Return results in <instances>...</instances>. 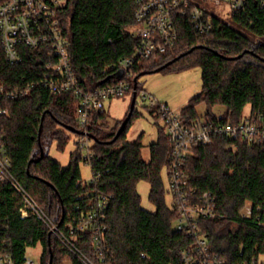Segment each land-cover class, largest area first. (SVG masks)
I'll list each match as a JSON object with an SVG mask.
<instances>
[{
    "label": "trees",
    "instance_id": "obj_1",
    "mask_svg": "<svg viewBox=\"0 0 264 264\" xmlns=\"http://www.w3.org/2000/svg\"><path fill=\"white\" fill-rule=\"evenodd\" d=\"M134 11L133 0H68L62 9L70 61L85 89L112 83L115 75L104 71L132 56L138 43L130 34L135 26ZM177 30L179 39L173 50L140 62L129 81L179 58L161 72L201 70V91L181 110L185 120L199 118L197 106L201 103L207 106V117L222 122H238L248 106L253 115L264 118V0H247L229 24L214 18L213 30L207 34L194 31L187 17L178 20ZM26 53L22 64L11 66L0 43V85L20 86L43 74L40 51ZM75 102L69 93L52 95L43 89L3 102L9 114L0 116V128L11 173L62 227L89 209L94 191L108 196L106 258L113 264H182V252L194 240L175 229L177 213L165 202L161 172L167 165L169 144L164 130L160 129L158 140L149 146L146 161L143 134L133 142L126 140L133 120L140 116L136 110L116 141L123 121L106 128V112L93 113L86 131L94 139L92 174L99 172L100 179L96 184H84L79 149L67 167L53 160L47 150L55 141L64 150L67 128H79L70 112ZM214 106L225 108L222 117L211 112ZM148 111L152 115L153 110ZM230 145L226 139L213 138L196 146L184 170L196 194L210 193L216 202L217 216L199 222L210 250L226 264H241L264 256V142L238 144L235 149ZM141 182L150 184L149 200L155 212L141 206L137 190ZM248 204L249 216L244 217ZM21 206L14 188L0 181V237L11 239L16 264H24L27 250L37 246L42 248L40 264H50L51 255V264H64L66 257L72 264H83L36 217L22 219ZM79 246L98 260L89 235L81 238Z\"/></svg>",
    "mask_w": 264,
    "mask_h": 264
},
{
    "label": "built area",
    "instance_id": "obj_2",
    "mask_svg": "<svg viewBox=\"0 0 264 264\" xmlns=\"http://www.w3.org/2000/svg\"><path fill=\"white\" fill-rule=\"evenodd\" d=\"M223 1L227 3L231 15L242 11L247 3V0H133L135 26L130 34L138 41L134 52L104 71V74L112 72L115 75L112 83L91 89L84 88L70 61L68 41L60 16L68 0L0 2V43L7 63L18 66L23 63L26 50H33L40 51L38 58L44 66L43 74L34 81L10 88L0 85V116L9 114L3 102L17 100L35 90H47L52 95L71 94L78 104L79 134L76 135L81 138L77 143L78 149L82 159L90 165L94 156V139L86 131V126L91 115L105 112V103L109 100L123 98L129 93L133 95L135 85L129 79L135 67L142 61L173 50L179 39L177 22L180 18H189L193 30L199 34L211 32L213 20L217 17L211 14L205 4L214 2V5L220 6ZM121 71L123 76L119 79ZM136 93L138 99V89ZM139 98L143 104H147V108L153 110L152 117L160 122L168 139L166 168L171 208L177 213L175 229L194 240L193 246L182 252V264H226L220 255L210 250L208 240L199 228L200 221L217 216L214 211L215 199L210 193L196 194L189 185L190 178L184 165L196 146L208 144L213 138L228 140L231 149H235L238 144L264 142V118L250 113L248 116L243 115L238 122H222L205 114L194 120H185L181 111H172L147 92L143 91ZM99 179L100 173L97 172L84 184H96ZM0 181L9 183L22 199L19 210L21 218L36 217L83 264H113L106 258V208L109 197L94 191L89 209L84 214L70 219L63 227L57 224L11 173V162L2 145L1 128ZM85 235L91 237L98 260L90 258L80 248L81 238ZM11 246L10 238L0 237V264H16L10 252ZM24 264L37 263L26 253ZM241 264H264V256L253 257Z\"/></svg>",
    "mask_w": 264,
    "mask_h": 264
},
{
    "label": "rangeland",
    "instance_id": "obj_3",
    "mask_svg": "<svg viewBox=\"0 0 264 264\" xmlns=\"http://www.w3.org/2000/svg\"><path fill=\"white\" fill-rule=\"evenodd\" d=\"M204 5V4H203ZM211 11V14L217 18L231 22V12L225 1L221 2L220 6L214 5V2L205 4ZM154 72V71H153ZM146 74L138 80V95L147 92L155 97L160 103L166 104L172 111L180 112L185 105L201 91V70L199 68H192L185 71H168ZM138 97L135 110L140 116L133 120L132 126L126 135L128 142L135 141L141 134L143 144V157L146 161L149 160V146L158 140L160 129L162 125L159 121H156L154 117L148 112L147 104H143ZM132 100V93L127 94L120 99L109 100L105 103L104 111L106 112L107 124L106 128L112 127L118 122H122L128 115ZM225 108L223 106H214L211 108V112L217 117H222ZM72 114L77 118V104H73L70 110ZM197 112L199 116H203L207 112V106L201 103L197 106ZM251 113V108L248 106L245 108L244 115L248 116ZM69 137L68 143L64 150L58 149V142H53L49 147L47 146L49 156L60 163L63 167H67L70 164L71 155L77 153L78 142L80 141L79 135L67 132ZM79 168L81 171V177L83 182H88L92 179V169L83 159L79 162ZM163 185L165 188V202L168 207H172V198L168 193V178L167 168L164 167L161 172ZM138 193L141 197V206L143 209L149 212H155V206L149 200L150 184L147 182H141L137 185ZM251 209V204H248L243 211V214L248 215ZM41 246L31 248L27 250V256L31 257L37 264L41 258ZM64 264H72L69 257H66Z\"/></svg>",
    "mask_w": 264,
    "mask_h": 264
},
{
    "label": "water",
    "instance_id": "obj_4",
    "mask_svg": "<svg viewBox=\"0 0 264 264\" xmlns=\"http://www.w3.org/2000/svg\"><path fill=\"white\" fill-rule=\"evenodd\" d=\"M193 51V50H192ZM179 58H177L176 60H178ZM176 60H173L171 62H169L168 64H166L165 66L155 70L154 72L152 73H158V72H161L164 68H166L167 66L171 65L173 62H175ZM146 74H151L150 72H147V73H142L140 74L138 77L135 78L134 80V92H133V95H132V100H131V105H130V109H129V113L127 115V117L123 120L122 124L120 125L119 127V130L115 136V139L114 141H116L120 135L126 130L127 126H128V123L132 117V114H133V111L135 110V106H136V101H137V93H136V89H137V86H138V79L139 77H142ZM123 76V72L121 71L118 75V78L121 79ZM67 130H69L70 132L72 133H75V134H79V132L76 130V129H73V128H67ZM44 156V151L43 149L41 148V158H43ZM51 236V234H50ZM52 262V255H51V260H50V264Z\"/></svg>",
    "mask_w": 264,
    "mask_h": 264
},
{
    "label": "crops",
    "instance_id": "obj_5",
    "mask_svg": "<svg viewBox=\"0 0 264 264\" xmlns=\"http://www.w3.org/2000/svg\"><path fill=\"white\" fill-rule=\"evenodd\" d=\"M185 106H186V105H185ZM185 106H184V107H185ZM148 112H149V111H148ZM149 114H150V112H149ZM150 115H151V114H150ZM151 117H152V115H151Z\"/></svg>",
    "mask_w": 264,
    "mask_h": 264
}]
</instances>
